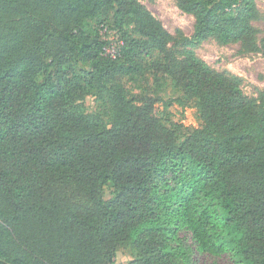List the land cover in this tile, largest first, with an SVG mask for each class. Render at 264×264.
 I'll return each instance as SVG.
<instances>
[{
	"label": "trees",
	"instance_id": "trees-1",
	"mask_svg": "<svg viewBox=\"0 0 264 264\" xmlns=\"http://www.w3.org/2000/svg\"><path fill=\"white\" fill-rule=\"evenodd\" d=\"M176 2L190 38L139 0H0V264H114L124 242L126 264H264V91L250 99L194 51L214 38L264 55L256 2ZM153 52L198 107L182 141L123 82Z\"/></svg>",
	"mask_w": 264,
	"mask_h": 264
},
{
	"label": "rangeland",
	"instance_id": "rangeland-1",
	"mask_svg": "<svg viewBox=\"0 0 264 264\" xmlns=\"http://www.w3.org/2000/svg\"><path fill=\"white\" fill-rule=\"evenodd\" d=\"M173 36L179 31L184 37L190 38L193 33V16L183 12L177 6L176 0H139ZM259 12V20L253 22L258 33L255 43L264 34V0H255ZM110 40L111 52L119 47L117 36L113 30H107L105 35ZM179 44L177 41L168 46V58H176ZM196 55L206 62L212 69L226 72L238 77L245 95L255 101L264 91V55L260 52L242 54L238 44H221L214 38L202 41L194 48ZM163 54L153 52L145 58L143 74L123 80L127 89L135 95L138 105H142L144 98H151L153 114L165 125L173 128L182 141L186 133L199 125L198 107L195 100L188 98L174 86L166 75H155L150 67L154 61ZM180 98L183 104L176 101ZM84 106L87 113L96 111L94 96L89 94L84 97ZM129 244L120 243L115 252L114 264H126L133 259ZM195 264H236L228 255L216 258L207 253H195Z\"/></svg>",
	"mask_w": 264,
	"mask_h": 264
},
{
	"label": "built area",
	"instance_id": "built-area-1",
	"mask_svg": "<svg viewBox=\"0 0 264 264\" xmlns=\"http://www.w3.org/2000/svg\"><path fill=\"white\" fill-rule=\"evenodd\" d=\"M101 33L103 34V37H104L105 39L109 40V38L105 36L106 33H107L106 28H104L103 30H101ZM118 43H121V42L119 41ZM109 48H110V40H109V44L106 46L105 49H106L107 52H109V53L111 54L112 57H114V56L116 55L118 49H116L114 52H111V51L109 50Z\"/></svg>",
	"mask_w": 264,
	"mask_h": 264
}]
</instances>
